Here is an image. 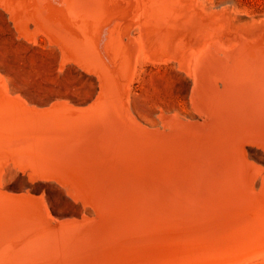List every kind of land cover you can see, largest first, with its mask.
<instances>
[{
	"label": "water",
	"instance_id": "95a60500",
	"mask_svg": "<svg viewBox=\"0 0 264 264\" xmlns=\"http://www.w3.org/2000/svg\"><path fill=\"white\" fill-rule=\"evenodd\" d=\"M13 1L0 0L1 9L9 16ZM42 1L48 17L36 9L33 0L23 1L27 5L23 15L41 20L35 27L26 17L29 26L32 23L30 29L43 30L51 43L60 42L76 60L86 63L85 72L95 77L97 91L84 103L66 104L56 99L28 106L26 117L69 112L87 121L79 122L80 130L85 128L83 134L73 129L71 137H57L56 143L40 133L41 140L46 138L44 144L52 149L68 148L66 151L0 152V161L32 180L56 183L70 200L90 213L61 217L50 213L46 218L36 207L45 210L41 193L0 186V232L15 229L24 234V228L36 225L47 233L32 247L25 245L29 241L26 236L0 235V264H242L264 256V163L249 154L250 146L264 150V131L260 138L244 135L230 154L228 149L217 157L200 154L216 122L204 104L211 96L221 97L223 90H233L242 77L239 73L247 78L243 83L251 94L246 106L239 105L238 110L245 117L252 112L264 117V57L252 52L263 37L264 19L240 15L229 4L206 6L198 0L199 7L206 9L204 13L197 10L196 0H172L176 3L172 9L183 23L207 33L193 57L190 104L195 117L161 111L159 126L151 127L138 121L124 103L126 79L119 61L103 55L93 42L66 37L63 33H78L69 31L71 25L60 5ZM222 24H228L231 39L227 41L214 36ZM200 87L205 96H200ZM254 92L263 96L258 100L261 107L253 106ZM212 107L218 114V107ZM26 117L19 123L28 122ZM16 123L9 128H15ZM190 134L204 140L193 144ZM17 135L26 137L28 144L36 141L32 134ZM4 136L1 138L9 145L22 139L13 132ZM85 139L86 144L82 143ZM95 149L113 156L104 159ZM107 164L115 170L108 171ZM234 166L237 168L232 171Z\"/></svg>",
	"mask_w": 264,
	"mask_h": 264
},
{
	"label": "bare ground",
	"instance_id": "6f19581e",
	"mask_svg": "<svg viewBox=\"0 0 264 264\" xmlns=\"http://www.w3.org/2000/svg\"><path fill=\"white\" fill-rule=\"evenodd\" d=\"M23 1L26 0H17V1L15 0V5L17 4L18 6H14L15 12H11V15L14 14V17L16 18L19 17L18 21H19V25L21 26H19L18 24H16V26L18 25L19 27H22L21 32L27 35L28 22L25 19L26 16L23 15L25 13V8H23V6L26 7L27 5L26 3H23ZM51 1H53L55 4L60 5V11L65 16L64 18L67 21L66 13L61 8V6H64L63 4L65 3L61 2L60 0H51ZM179 1L188 2V0H179ZM34 3L37 6L38 11L41 12L46 17H48L47 15L48 11L46 10L47 8H45V6L43 5L44 2L41 0H35ZM68 4L70 5L69 7L71 9L72 12L71 16L73 19V23L70 21V19H68L67 21L71 25L70 26L68 24L71 27L69 31L71 32L72 29H74L77 31L76 33H78L79 35L78 34L69 35L68 32L63 34L66 35V37L68 36L69 38L73 37V40L75 39L76 42L79 41V38L80 39L84 38L90 44H92L93 42L99 46V49L103 55H106L107 57L108 56L111 57V59H114L116 62L118 60L119 67L122 69V72L124 73V77L126 79L125 82H127L129 78L128 76L132 74L131 75L132 78L136 73L138 66L141 64V58L143 53L148 54L150 57L148 55H146V57L151 60H159L163 62L176 61L178 63L179 70H184L185 73H187L189 76L191 77L193 76L192 73L193 57L195 52L197 51L196 46L199 45L200 43L195 37L190 38V40L186 44H184L182 40L178 39L180 34L179 31L181 29H178L180 27L178 26L177 21L180 16L176 14L175 13L176 11H173L172 9L173 5L176 6V3L174 1L172 0H68ZM41 15L39 17L40 19H43L42 18L43 15L42 16ZM74 19H76L77 21L76 26L74 24ZM161 24L162 26L159 27ZM73 25L75 26V28H72ZM52 26L56 27L53 24ZM81 29L86 30L88 34L80 32ZM138 31L140 32V38H137L134 35V33ZM82 35L84 37H82ZM187 35L188 33L184 34L183 36L187 37ZM59 46L61 49L60 62L62 66L70 61L74 63H78L79 60L77 59L78 60L77 61L74 58L73 53L71 51H68L65 47L62 46V44L61 45L59 44ZM252 49H253L252 52L256 57L260 55L264 57V45L262 42L259 44L257 48H252ZM117 56L119 58H117ZM79 64L82 66L83 65L87 66L81 60L79 61L78 65ZM262 66L263 64H261V68ZM262 69H263L262 71H264V66ZM197 71L198 72L200 71L199 68L197 69ZM239 77L241 78L237 86H235L233 90L231 88L229 90L227 89L225 95L221 93L222 96L219 98H214L210 94L211 97L204 104V106H206L205 109L207 110L208 116L213 113L216 117V122L214 126L211 128L213 130V134L211 136V139L208 141L209 143L206 145H202L200 147V154L202 157L205 156L217 157L218 155L223 154L227 149H228V154H230V152L233 151L235 143L241 140L243 137L252 136V137L260 138L263 136L262 132L264 131V117L260 115L256 116L254 112H252L251 115L248 114L250 118L248 116L245 117L238 110L239 105L242 107L246 106L245 102L248 100L247 95L251 94L250 90L244 87L243 79L246 80L247 82V78H245V75L239 73ZM126 84L123 90V100L124 103L127 105V107L130 108L132 102H130L129 88L126 87L127 86ZM3 88L6 89L5 87ZM200 89H202V87H200ZM230 90L232 91V95L230 94ZM5 91L7 93V90ZM252 94L253 95L255 94L254 99L252 98V103L254 102L253 106L261 107L262 104L260 105L258 100L262 99L263 96L260 95L259 93L256 94V92ZM202 95H204L203 91H202ZM201 99L202 101L203 100L205 101V98H201ZM215 99L217 100V102L214 101ZM22 101L26 103L28 102L23 97H22ZM26 103L24 104L21 102H17L11 98L4 100L1 97V93H0V149L6 148V144L9 145L8 142H5L8 140L2 139L1 137H5L4 134L5 135L8 134V136H10V133L13 132L15 137L23 139V140L20 139L21 141L14 140L12 145H9L12 148H14L13 150L14 155L22 152L23 153L42 152L44 150L42 147H47L51 152H53L54 150L58 151V154H60L59 149H52L47 144H44L46 143L45 142L46 138H43V140H41L42 137L38 136L37 139L34 134L40 135L41 133V134L49 135L50 138H53L52 142L56 143L58 142L57 137H63V136L71 137L72 134H70L71 131L69 130H72L75 128V126L80 125L79 122L83 120L81 119L79 120L78 116L76 115L74 116L69 112L60 114L62 115L61 117H59L60 115L54 116L52 114H46V113H40V115L34 113L30 117H26L25 112L28 109ZM63 103L67 104L68 101L66 100ZM250 103H251V99H250ZM208 106H210V108H213L212 106H217L219 109V113L217 114L215 113V111L213 110L211 111ZM233 107H235L239 112L233 110L232 109ZM21 117H26L28 122H22L20 124L19 122ZM228 117H230V120ZM237 117L238 119H236ZM13 122H17L14 125L16 127L13 129L9 128V126L12 125ZM84 122L87 123V121ZM22 124H25L26 126ZM68 127H70V129ZM17 134L23 136H28L32 134L34 135L36 141H34L32 144H28L27 139H25L26 137H21L18 136ZM52 135L55 136L56 138L51 137ZM190 140L194 144L203 141L204 139H202L200 136L190 134ZM40 141H44V142L40 143ZM102 155L104 159L105 158L111 159L113 156L112 155L111 157H108L107 154H102ZM252 155L256 156L255 153ZM75 161L79 163L82 162L81 159H77ZM3 162H4L3 160L0 161V170L3 169L1 167ZM76 164L78 165V163ZM106 167L110 172L112 170H115V168H113L112 165L110 164H107ZM235 168H237V166L232 167V171ZM102 170H104V168H102ZM238 170L239 171L242 170L240 164H238ZM2 175L3 174L0 172V186L4 187V185L1 183ZM252 176L254 181L256 174L253 173ZM161 188L164 189V187ZM36 207L41 211V213L45 217L47 215L51 217V214L48 211L45 204H44L45 210L42 209L39 205L38 206L36 205ZM44 220L46 219L44 218ZM22 222L25 221L23 220ZM24 231L25 233L21 234L19 239L26 236L29 241H27L25 245L28 244L29 246L32 247L33 244L42 241V239L38 241L34 238H36L39 234L42 233L38 231H43V230L34 229V227H31V228H24ZM0 235L11 237V236H18V233L15 229H8L7 231H1Z\"/></svg>",
	"mask_w": 264,
	"mask_h": 264
},
{
	"label": "rangeland",
	"instance_id": "374dc122",
	"mask_svg": "<svg viewBox=\"0 0 264 264\" xmlns=\"http://www.w3.org/2000/svg\"><path fill=\"white\" fill-rule=\"evenodd\" d=\"M34 1L35 0H33V2ZM60 1L65 3L61 8L66 13L67 21L70 19L73 23L71 16L72 12L68 0ZM188 2H190V0H188ZM201 2L206 6L229 4L233 10L240 15L247 17H260L264 19V0H201ZM195 3L198 11L203 10L202 12H206L204 7H199L200 2L198 0H196ZM12 4L18 6L17 4L15 5V1H13ZM35 7L38 10L37 6ZM11 10H8L10 14L9 16L0 7L1 97L4 100L11 98L17 102L25 104L26 102L22 101L23 97L28 101L26 103L27 106H32L31 103L47 104L56 99L57 101L67 100L68 103L69 101L74 103H84L93 98L97 91L98 82L93 75L85 72V70H87L86 66L78 65L79 62L74 63L72 61L67 62L62 66L60 62L61 49L59 46L61 43L58 42L57 45H54L45 37V32L43 30L36 31L30 29V26H32V23L29 26L30 21H33L34 26L38 27L37 24L41 20L39 21L36 18H32L30 14L26 16L30 21L25 18L28 22V31L27 35H25L21 32L22 27H19L21 26L18 21L19 17L16 18L14 17V14L11 15V12H15L14 7ZM8 16L13 19L15 28ZM177 22L180 27L178 29H181L179 31L180 34L178 39L182 40L184 44H186L190 38L194 37L200 43L202 42L200 39L207 34L203 28L201 30L188 23H183L181 17L178 18ZM16 24L19 25H17L19 28ZM74 24L75 26L77 25L76 19H74ZM75 26L73 25L72 28H75ZM232 26V29L237 28V26ZM215 30L214 36L217 35L216 37L218 41H227L228 39H231L230 34H228V24H222ZM81 32L88 34L86 30L81 29ZM186 33H188L187 37L183 36ZM134 35L135 37L140 38L139 31L134 33ZM55 38L58 37L55 36ZM260 41L264 45V34L257 43L260 44ZM146 55L148 54H142L141 64L138 66L136 73L132 78V74L128 76L129 81L127 80L126 82V87L129 88L130 102H132L130 108L127 107L128 111L134 115L138 121L151 127L159 126L160 122L158 114L161 111L162 113L177 111L182 115L191 116L192 118L195 117V113L190 104L193 76H189L184 70H179L176 61L163 62L159 60H151L148 59ZM217 86L220 87L221 83H218ZM5 90H7V93ZM198 91L200 96H202L203 90L198 89ZM225 92L226 91L223 90V95H225ZM83 121L81 122L83 123ZM82 123L74 128L78 129L79 131L77 132H80V134H83L82 132H84L85 129L80 130ZM68 128L70 129V127ZM70 134H73V129ZM34 135L38 139L39 134ZM53 137L56 138L55 136ZM48 138H50V136ZM84 141L85 142L82 143L86 144V139ZM78 145H80V143ZM42 148L44 149L42 152L47 150V152H50L51 154H58V151L54 150L51 152L47 147ZM66 149L68 148L59 149V153L61 154L66 151ZM13 150L14 148L6 144V148H1L0 152L5 153L6 155H14ZM95 150L101 154L106 153L99 149ZM249 150V154H251L252 157L259 160V162L264 163V150H258L253 146H250ZM254 153L256 156L252 155ZM107 155L108 157L112 156V154L108 153ZM10 166L11 165L6 161H4L1 166L4 169L0 170L3 174L1 183L4 185V188L13 190H23L28 188L31 191L41 193L48 211L58 217L79 215L83 211L90 213L89 209L82 208L77 202L70 200L65 193V189L56 183L52 181L30 180V178L28 177V179L24 173H21L15 167L12 169V166ZM34 229H37L36 225H34ZM38 232H42L39 234L40 236L38 235L34 238L38 241L43 239V235L47 234L43 233L45 232L44 230ZM17 233V237L20 238L21 231ZM242 264H264V256Z\"/></svg>",
	"mask_w": 264,
	"mask_h": 264
}]
</instances>
